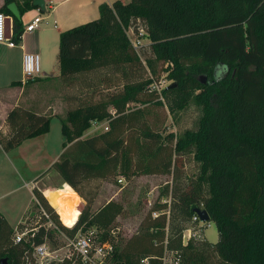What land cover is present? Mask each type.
I'll use <instances>...</instances> for the list:
<instances>
[{"label":"trees","instance_id":"1","mask_svg":"<svg viewBox=\"0 0 264 264\" xmlns=\"http://www.w3.org/2000/svg\"><path fill=\"white\" fill-rule=\"evenodd\" d=\"M12 1L4 0L3 6L11 16L7 4ZM33 8V0L18 5L20 16ZM98 11L96 19L59 33L58 79L66 116H58L63 141L49 166L85 205L75 225L67 227L33 187L37 204L68 236L91 226L103 228L102 238L113 241L114 251L102 264H141L145 256L153 257L150 264L174 256L178 264H264V0H116L101 3ZM12 18L11 39L17 44L24 26L21 18ZM127 29H143L150 40L149 59L168 63L164 70L176 84L162 92L174 95L179 105L174 107L190 101L199 110L195 127L167 135L171 146L148 127L142 131L144 141L130 130L129 118L142 112L126 113L130 103L162 102L147 88L149 66L133 48ZM50 118L49 113L13 106L0 129L1 149L9 152L47 133ZM103 120L107 131L83 137L92 121ZM173 154L179 157L172 159ZM187 155L197 166L188 178L177 173ZM116 172L124 179L175 175L169 216H151V210L162 211L166 204L152 208L143 222L148 231L132 235L120 248L108 231L123 212L122 203L109 200L92 210L95 191L87 190ZM196 207L206 210L217 229L218 239L210 246L199 247L193 240L182 245V231ZM46 220L43 211L32 209L12 227L0 213V264H24L25 252L46 241L59 247L56 230L42 224ZM24 230L28 234L14 243L15 231ZM213 252L217 263L210 260Z\"/></svg>","mask_w":264,"mask_h":264},{"label":"rangeland","instance_id":"2","mask_svg":"<svg viewBox=\"0 0 264 264\" xmlns=\"http://www.w3.org/2000/svg\"><path fill=\"white\" fill-rule=\"evenodd\" d=\"M126 34L129 40L134 38L130 29H127ZM141 41L143 45L138 51L139 57L145 66L148 65L150 70L154 71L155 74H152V77L155 79L156 83L161 81L158 84L159 90L156 91V93L158 99L162 102V105H154L152 103L147 105L130 103L126 113H130V111L136 110L137 108L142 110V112L134 114L129 118V123H132L130 130L136 138H143L142 131L148 127L150 131L161 134V137L163 138L161 140L162 143L171 146V143L167 139V135L172 133L173 135L178 136L182 134L184 130L195 127L199 110L190 101L185 103V105L183 104L184 107L176 108L177 106L179 107V105L176 106L174 95H172V93L163 94L162 90L166 89L170 84L176 83L168 77L170 71L164 70L166 67L165 65H161L160 62L155 61L153 58L149 59L152 56L149 52L150 40L146 33L142 36ZM159 92H161L160 95ZM192 93L195 94L196 91L194 90ZM174 105L176 107H174ZM55 113L64 118L66 116L64 109H56ZM56 123H59L58 119H55V123L51 125L50 133L44 135L42 140H40V142H43L44 140V153L42 155L29 157L28 160H22L18 155H13L10 162L5 158L2 163L0 162V165L2 166L0 168V213L12 227H15L22 218L21 221H23L32 209L33 211H37L39 208L41 211H44L42 207L37 204L36 199L32 197V188L34 187L32 186V177L40 175L43 170H45L47 163L50 162L49 160L53 158L61 148L62 137ZM105 127H108L106 120L92 121L91 126L84 131L83 137L107 131ZM174 157L178 158L179 156L173 154L172 159H174ZM136 159L137 158L135 157L134 160ZM179 165L180 168L177 169V173L179 172L181 176L184 175L186 178L195 174L197 171V166L190 155L180 159ZM120 178L123 179L121 182L118 181ZM59 179L60 175L53 168H50V174H48L44 180L36 184L39 188L37 189L40 190L49 205L55 211L54 200L58 197L65 196V194L71 190L66 183L63 182L61 184ZM174 182L175 175L173 177L171 172L164 174H138L133 175L128 179H124L116 172L114 175H111L104 180H95L90 186H88L87 190L95 191V198L91 205L92 210H96L99 206L109 200L122 203L123 212L116 216L115 222L109 230L112 231V229H117L112 232L114 235L110 236L116 240V246L120 248L132 235L143 234L148 231L143 222H145V219L152 208H156L163 204V199L168 200L167 206H171ZM69 198L81 201L80 209L78 211L79 217L85 205V200L81 199L76 192L71 194ZM66 205L67 204L57 210L60 217L59 220L63 222L64 226L67 225V227H73L71 225L75 224L76 221L73 222L72 214L68 211ZM156 211L161 212V210ZM44 212L46 214V211ZM45 217L47 220L42 224L45 225V227L56 230L57 239L59 240L60 245L63 244L64 232L56 229L49 215L46 214ZM34 223L35 217L31 220L30 225H34ZM188 227H190L189 222L186 224V228ZM193 229L198 230L199 226L193 225ZM88 230H96L99 233L104 229L97 226H91ZM217 239V229L215 224L210 221L209 227L203 231L202 240H195L194 243L199 247H201V245L210 246L215 243ZM46 243L49 246V255L43 258H38L30 252L27 254V257H23L24 264H60L64 260L63 252L58 251L53 253L55 246L48 241H46ZM207 249L211 251V248ZM213 253L209 256L210 260L211 262L217 263L219 258Z\"/></svg>","mask_w":264,"mask_h":264},{"label":"crops","instance_id":"3","mask_svg":"<svg viewBox=\"0 0 264 264\" xmlns=\"http://www.w3.org/2000/svg\"><path fill=\"white\" fill-rule=\"evenodd\" d=\"M23 1L24 0H14L12 2H15L18 8V5ZM44 1V11L39 8H33L20 16L24 27L35 17H41V21L33 31L23 32L19 43L13 47L0 43V129H5V117L9 110L15 105H22L37 113H49L51 117L49 131L34 138L26 139L20 146L10 152H5L0 147L1 163L4 158L10 162L13 155H18L22 160H28L29 157L39 156L44 153V140L43 142H40V140H42L44 135L50 133L51 125L55 123V119H58V116H60L55 113V110H65L63 91L58 79L60 72L58 60L59 33L70 27L96 19L99 16L98 7L101 3L106 2L111 4L116 0ZM120 1L126 3L129 0ZM3 6L4 0H0V11L4 12ZM5 15L6 18L10 16L7 14ZM12 20L13 18L11 17L10 36L12 34ZM24 53L38 54L40 69L39 73L34 78H39L40 80L32 81L33 79H30L29 82L24 80L21 68ZM13 82H17V84L12 85ZM58 122L59 123L56 124L61 134L59 119ZM61 137L62 142V134ZM60 152L61 148L58 150L57 154L49 160L50 162L47 163L45 170H43L40 175L32 177L34 179H32V186L38 188L36 184L44 180L48 174H50L49 166L57 159ZM1 167L0 165V168ZM59 180L62 184L63 180L61 177ZM74 193V191L69 190L65 196L56 198L54 200L56 211L58 208L65 206L71 194ZM32 197L34 198L33 194Z\"/></svg>","mask_w":264,"mask_h":264},{"label":"built area","instance_id":"4","mask_svg":"<svg viewBox=\"0 0 264 264\" xmlns=\"http://www.w3.org/2000/svg\"><path fill=\"white\" fill-rule=\"evenodd\" d=\"M41 21V17L37 16L32 19L29 23H27L24 27L23 32H31L33 31L37 24ZM131 30V29H130ZM133 39H130V42L133 48L138 52L140 47H142L143 43L141 41L142 36L145 34L143 29H139L138 33H134L132 30ZM23 34V33H22ZM0 43L5 44L9 47H13L16 43L11 39V36H7L6 34V15L4 12L0 11ZM139 53V52H138ZM168 63L165 64L167 66ZM22 75L24 80L33 79L38 73L40 69V61L37 53H24L22 57ZM148 71L149 78L152 79L151 83L148 85V90L150 91H158L159 83H156L155 79H153L151 73ZM161 92H159V95ZM162 97V96H161ZM113 111V109L111 108ZM107 130V127H105ZM123 179H118L121 182ZM171 200V199H170ZM168 200L163 199L162 203L168 205ZM46 216L45 212L43 211ZM160 213H165L169 216L170 213V205L167 206L163 211L157 212L156 210H151V216L156 217ZM193 225L199 226L198 230L193 229ZM210 225V221H201L195 213L193 214L190 220V227L185 228L182 231V245L185 246L190 240H202L204 229L208 228ZM117 229H112L109 231V236L114 235L112 232ZM102 232H97L96 230H87L86 232L78 231L74 236H68L64 234V242L59 247L54 248L53 253L62 251L64 260L73 261L74 259H78L82 264H102L104 259L111 255L114 251V243L109 238H102ZM28 234L27 230L24 231H15L13 236V242L19 243L21 240ZM33 255L36 257H45L50 254L49 246L47 243H42L40 245H36L32 247ZM29 254L27 251L25 252L24 257H27ZM153 257L145 256L140 260L141 264H150V260ZM162 264H178V257L174 256V258L163 257L161 258Z\"/></svg>","mask_w":264,"mask_h":264},{"label":"water","instance_id":"5","mask_svg":"<svg viewBox=\"0 0 264 264\" xmlns=\"http://www.w3.org/2000/svg\"><path fill=\"white\" fill-rule=\"evenodd\" d=\"M33 4L41 10L45 9V1L44 0H33ZM7 8L11 12L12 16H14L16 18H20V13H19V10H18L15 2L8 3ZM12 16L10 15L6 18V34L8 37L10 36V19ZM199 80L201 83H205L206 82V76L201 75ZM173 86H174V84H170L167 88H172ZM193 212L196 215H198V217L201 221H209V215L205 209H201V208L196 207L193 209Z\"/></svg>","mask_w":264,"mask_h":264},{"label":"bare ground","instance_id":"6","mask_svg":"<svg viewBox=\"0 0 264 264\" xmlns=\"http://www.w3.org/2000/svg\"><path fill=\"white\" fill-rule=\"evenodd\" d=\"M80 200H75V199H69L66 202V208H68V211L72 214V220L73 222L77 221V217H78V211L80 209ZM75 224H73L72 226H74Z\"/></svg>","mask_w":264,"mask_h":264}]
</instances>
